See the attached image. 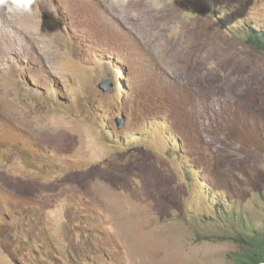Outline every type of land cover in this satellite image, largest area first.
<instances>
[{"label":"rangeland","instance_id":"374dc122","mask_svg":"<svg viewBox=\"0 0 264 264\" xmlns=\"http://www.w3.org/2000/svg\"><path fill=\"white\" fill-rule=\"evenodd\" d=\"M259 31L264 0H0V264L264 250Z\"/></svg>","mask_w":264,"mask_h":264},{"label":"trees","instance_id":"16d2710c","mask_svg":"<svg viewBox=\"0 0 264 264\" xmlns=\"http://www.w3.org/2000/svg\"><path fill=\"white\" fill-rule=\"evenodd\" d=\"M257 33H258V36L249 34V37H250L249 41H250L251 44L256 46L259 50L264 52V31H259ZM251 36H253V37H251ZM213 205L215 206V204H213ZM219 216H222V215L220 214ZM241 217L242 216H240V218ZM233 220H234L233 224L236 225L237 224V219L234 218ZM240 224H241L242 228L246 229L242 219L240 220ZM247 259L249 261H248V263H245V264H262V263H264V250L259 249V251L255 252L254 254L248 255Z\"/></svg>","mask_w":264,"mask_h":264}]
</instances>
